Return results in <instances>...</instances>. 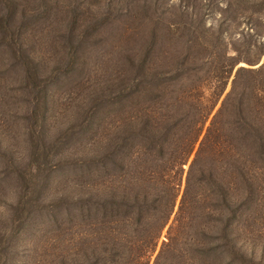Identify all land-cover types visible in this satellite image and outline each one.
Wrapping results in <instances>:
<instances>
[{
    "label": "rangeland",
    "instance_id": "rangeland-1",
    "mask_svg": "<svg viewBox=\"0 0 264 264\" xmlns=\"http://www.w3.org/2000/svg\"><path fill=\"white\" fill-rule=\"evenodd\" d=\"M240 67L252 72L237 89L258 88L264 112V0H0V264L110 260L112 229L127 219L130 146L144 157L147 112L161 127L182 90L202 84L208 93V77L221 76L214 113ZM258 127L253 143L236 142L249 166L227 196L237 211L225 240L208 243L219 248L212 264H264ZM221 197L222 222L207 228L222 230L232 215Z\"/></svg>",
    "mask_w": 264,
    "mask_h": 264
},
{
    "label": "trees",
    "instance_id": "trees-1",
    "mask_svg": "<svg viewBox=\"0 0 264 264\" xmlns=\"http://www.w3.org/2000/svg\"><path fill=\"white\" fill-rule=\"evenodd\" d=\"M220 67L215 66L213 73ZM242 72L252 71L237 69L230 91L214 113L225 86L221 76L208 77V93L201 91L202 84L182 90L174 100V114L168 105L162 112L161 127L155 128L152 113L147 112L144 157L132 144L133 152L127 162V219L124 223L116 220L112 229L113 245L118 248L110 260L100 258L97 264H212L211 254L219 248L208 243L225 240L229 222L237 211V204L233 203L236 199L230 201L227 196L235 192L236 197L240 187L237 178L243 177L244 164L249 166V161L239 160L236 142L253 143L261 130L258 123H264L260 90L246 82L237 89ZM249 96L254 100L251 109ZM230 98L235 103L229 108L226 102ZM254 111L259 116L256 122L250 117ZM154 132L158 133L156 147L149 140ZM217 194L222 196L221 204L232 205L228 208V215H232L222 230L205 226V220L222 222L224 212L222 205L217 206ZM172 215L166 240L159 246L161 232Z\"/></svg>",
    "mask_w": 264,
    "mask_h": 264
}]
</instances>
